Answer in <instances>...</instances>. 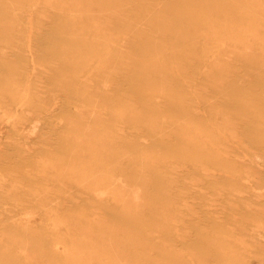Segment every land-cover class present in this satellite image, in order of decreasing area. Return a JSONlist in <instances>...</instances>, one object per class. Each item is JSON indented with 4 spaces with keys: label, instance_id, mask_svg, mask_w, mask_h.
<instances>
[{
    "label": "rangeland",
    "instance_id": "rangeland-1",
    "mask_svg": "<svg viewBox=\"0 0 264 264\" xmlns=\"http://www.w3.org/2000/svg\"><path fill=\"white\" fill-rule=\"evenodd\" d=\"M0 264H264V0H0Z\"/></svg>",
    "mask_w": 264,
    "mask_h": 264
}]
</instances>
